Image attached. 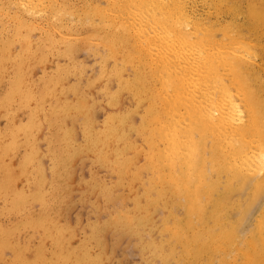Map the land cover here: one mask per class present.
Returning <instances> with one entry per match:
<instances>
[{
    "label": "bare ground",
    "instance_id": "1",
    "mask_svg": "<svg viewBox=\"0 0 264 264\" xmlns=\"http://www.w3.org/2000/svg\"><path fill=\"white\" fill-rule=\"evenodd\" d=\"M243 1L0 0V15L8 16L14 24H3L4 30L10 29L4 32L20 38L23 51L32 46L28 34L32 30L42 37L32 50L65 48L67 56L72 57L78 50L90 51L100 57L103 75L116 77L121 89L129 91L138 104L145 103L140 126H134L133 113L107 116L103 130L98 131L87 121L83 127L84 147L94 151L105 168L112 167L126 178L127 170L145 154V170L153 173L147 198L155 206L170 209L162 229L167 243L152 241L149 245L164 263L264 264V0H245L246 7L242 8ZM241 14L242 23L237 21ZM9 42L12 45V39ZM60 52L63 54L62 49ZM111 60L116 61L109 70ZM20 64L17 67L21 69ZM125 70L131 71L129 79L123 77ZM23 79L12 81L10 96L24 93L23 86L29 85H24ZM20 83L24 84L20 87ZM30 91L28 98L32 96ZM6 99L5 94L2 105ZM80 106L63 111L85 113L86 105L84 111ZM134 132L145 141L146 149L133 141ZM65 150L59 148L61 157L57 156L53 171L56 177L67 170L69 156L65 157ZM130 151L136 156L131 157ZM0 162L6 166L3 160ZM136 178H140V172ZM13 187L15 180L9 174L0 197ZM102 188L108 199L115 198L112 188ZM59 193L57 185L52 191L56 203L44 202L40 216L49 220L51 209L61 213ZM39 196L43 199L41 191ZM30 197L16 192L11 209L28 205ZM141 208L138 202L135 212ZM145 209L150 212L148 207ZM118 211L110 220L122 232L136 233L151 221L147 215L136 222L135 212ZM34 214L26 220L33 221L37 216ZM99 227L94 228V235ZM20 231L0 221V253L10 248L15 255L13 264L90 261L86 257L89 253L79 256L65 244L67 231L56 226L45 236L57 244L59 254L53 253L49 259L41 247L34 251L35 258L30 262L20 250L30 249L28 244L18 242Z\"/></svg>",
    "mask_w": 264,
    "mask_h": 264
},
{
    "label": "rangeland",
    "instance_id": "2",
    "mask_svg": "<svg viewBox=\"0 0 264 264\" xmlns=\"http://www.w3.org/2000/svg\"><path fill=\"white\" fill-rule=\"evenodd\" d=\"M72 1L80 3V0ZM244 1L242 8L246 7ZM199 7L204 8L201 2ZM239 16L242 18L239 19ZM239 16H237V21L242 23L244 15ZM8 18V16L0 15V143L3 144L0 146V161L3 160L6 165L3 166L0 162V170H2L0 171V192L9 174L15 180V187L0 197V221L7 228L19 227L21 230L18 242L30 246V249L25 247L20 249L24 258L27 257L28 261L32 262L35 258L34 251H39L41 247L49 259L53 257V253L58 255L57 244L53 243L51 237L45 236L48 232L55 231L57 226L66 229L67 236L64 235V242L71 250L76 251L82 257L89 253L86 256L90 258L87 264H175L173 260L164 263L160 256H155L156 250L149 246L152 245V241L167 243V234L162 232V229L164 220L170 216V209L155 206L147 198L146 189L153 173L145 170L147 166L145 154L138 157L136 166L127 170L129 171L125 174L127 178L123 175L124 178L118 175V170L114 172L112 167L109 166L108 169V166L105 168L104 164L101 165L96 153L84 147L86 143L83 137V127L87 121H91L94 130L98 131L103 130L107 116L133 113L134 126H140L145 113V103L138 104L129 91L121 89L116 77L103 75V67H101L103 63L100 57L92 52L91 54L90 51L78 50L73 55L74 59L72 56H67L65 48H61L63 54H60L61 49L55 51L50 47L42 48L44 51L40 50V47H37V51L36 48L32 50L34 45L42 41L40 32L35 30L28 32L30 40L32 38V46L30 49L25 47L26 51H23L21 39L15 38L11 32H8V35L5 33L10 29L4 30L3 24L14 27L10 18L6 21ZM24 31L26 34L27 31ZM10 38L12 39L11 47L8 45L11 44ZM6 50L8 52L5 54ZM29 51L32 53L29 54ZM35 52L36 55L33 54ZM23 53L25 54L22 55ZM33 55L38 56L39 59L34 58ZM24 57L27 58L24 60ZM115 61H108L109 70L110 66L111 69L114 67ZM15 62L18 63L15 64ZM73 62L76 64L73 65ZM18 64L25 68H18ZM76 65L80 66L79 70ZM17 71L21 73L20 76ZM130 74V70L123 71L124 79H129ZM20 77L26 78L23 79L26 83H20V87L22 84L29 86H23L24 93H18L20 96L18 94L16 97L10 96L12 81L22 82ZM44 90L46 93L43 92ZM29 91L33 97L26 96ZM5 94L8 101L6 99L2 105ZM81 104L83 106H80ZM78 105L82 110L85 109V113H78L76 109L63 111L66 107H78ZM26 129L30 131L27 132ZM132 138L138 146L146 149L147 145L140 135L134 132ZM69 147L71 151H68ZM59 148H67L64 154L65 157L69 156L67 174H65L66 171L63 172L62 177H56L53 173L55 161L59 160L57 156L61 157ZM129 154L131 157L136 156L135 151H130ZM26 156L30 157L26 160ZM97 163L101 166L98 167ZM137 172H140L139 179L136 178ZM104 184L112 188L113 195L118 200L106 197L103 191L105 188H102L105 187ZM57 185L60 186L58 194L60 196L57 201H61L63 207L61 206L60 214L51 209L48 220L40 216V213L44 202L56 203L52 191ZM19 191L30 194L31 200L28 205L11 209V201ZM40 191L43 199L39 196ZM114 199L117 201L112 203ZM138 202L141 203L142 208L135 212ZM145 207L150 209L149 213ZM119 209L135 212L136 222L141 221L147 215L151 216V221L139 228L141 230L136 232L138 235L128 230L122 232L121 228L111 225V220L117 215ZM33 212L34 216L37 215L36 218L33 221L26 220V217L32 215ZM108 225L112 227L109 226L110 229H106ZM96 227L100 228L97 234L101 236L93 234ZM141 244H143L142 247ZM3 252L0 253V264H13L14 252L10 248H6Z\"/></svg>",
    "mask_w": 264,
    "mask_h": 264
}]
</instances>
